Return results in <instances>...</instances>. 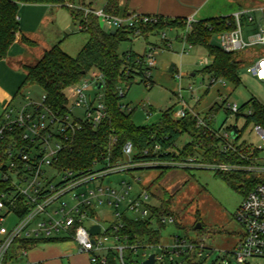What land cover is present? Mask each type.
I'll return each instance as SVG.
<instances>
[{
  "label": "built area",
  "instance_id": "2783aa9c",
  "mask_svg": "<svg viewBox=\"0 0 264 264\" xmlns=\"http://www.w3.org/2000/svg\"><path fill=\"white\" fill-rule=\"evenodd\" d=\"M69 8H74L69 4ZM85 15L94 14L99 22L109 30L135 29L139 32L141 27L155 26L161 22L157 15L129 14L123 16L111 15L90 7L80 6ZM264 13V9H259ZM246 16L251 23L254 17L251 12H239L233 17L235 28L232 31L217 35L219 46L226 53L243 52L253 46L264 47V29L259 27V32L250 41L243 37L240 17ZM184 40L191 33L193 18L186 19ZM166 39L165 34L162 35ZM185 45L187 43L183 42ZM191 48V46H189ZM156 47H149L143 55L144 80L151 79V70L155 68ZM209 59L200 61L203 66L209 65ZM258 81L264 83V56L247 69ZM211 79V78H210ZM221 83L224 80L211 79V85ZM104 85V77L98 71H92L77 85L67 90L68 112L60 116L47 104L43 95L40 102L25 97L26 104L21 108L8 107L0 118V183L6 185V191L0 195V264H9V261L17 260L16 255L9 258L11 248L17 244V251L23 257H27L29 250L23 246V242L34 240L49 241L62 240L72 241L76 244L78 252L87 254L90 264H110L113 257L114 262L125 263V255H134L142 249L157 248V253L147 255L146 261L154 255V264H199L200 259L208 256V249L205 240L202 238L187 239L178 235L173 237L169 245H151L141 242L131 243L130 233H127L128 222H146L149 227L158 230L160 226L175 224L172 215H155L154 209L157 205L149 204L154 195L150 194L148 187H142V192L137 196L124 211L120 210L129 197L132 186L124 181L121 182L120 190L112 187L91 188L90 185L96 181L115 173L124 172L130 174L139 183L140 179L135 178L133 173L138 170L151 169H188L205 168L222 173L244 170L252 173L256 178L264 179V168L253 165L255 159L247 158L249 164L241 168L239 164H227L223 162L207 163L204 157L198 154L182 156L183 147L175 144L168 150H163L161 145L156 144L153 149L144 150L142 155L152 157L150 160L135 161L136 150L132 143L128 142L122 149L123 160L115 164L101 165L94 163L93 168L86 173L76 170L56 168L61 152L68 147L72 134L82 126L87 125L97 129L108 118L107 107L104 95H99L96 100L90 101L86 92L89 85ZM192 90V88H190ZM126 92L118 89L119 98H123ZM227 103V102H226ZM182 111L175 113V120L185 119L189 111L186 105H182ZM83 108L82 118L73 114V109ZM230 114L236 115L240 107L236 104H227ZM251 111L247 112L250 115ZM196 119L197 127H207L210 119ZM231 130L225 131L220 136L224 150L223 153L233 149L230 143ZM254 130L261 137L264 147V129L254 125ZM164 154H170L169 159H164ZM251 155V154H250ZM200 158V159H199ZM96 165L103 166V169L95 171ZM57 175H62L61 180L55 183ZM257 174V175H256ZM85 187L82 192H76L79 188ZM73 192H75L74 195ZM70 195V202L62 200ZM102 206L114 210L112 224L107 227L95 219V214ZM10 216L15 217L16 223L10 228L2 225ZM237 221L243 227L242 239L237 243L233 255L241 264L246 263L250 258H264V183L257 184L243 198L242 204L236 214ZM156 223L154 226L153 224ZM99 226L97 235H92L90 229ZM64 234L65 238L59 235ZM161 234V232H160ZM145 255V253H144ZM142 261V262H144ZM141 262V263H142ZM23 264H33L26 262ZM40 264V263H35Z\"/></svg>",
  "mask_w": 264,
  "mask_h": 264
},
{
  "label": "rangeland",
  "instance_id": "374dc122",
  "mask_svg": "<svg viewBox=\"0 0 264 264\" xmlns=\"http://www.w3.org/2000/svg\"><path fill=\"white\" fill-rule=\"evenodd\" d=\"M103 1L105 0H71V3L75 9L80 6H89V4H92L94 8H101ZM230 2L228 3L227 0H212L208 4L206 14H202L203 20L215 19L221 15L224 17L234 16V12H238L239 8L233 3L230 4ZM65 5L69 8V2H66ZM59 7H61L59 10L60 19L57 20L54 28L57 33L59 30L65 32V35L64 33H58L60 37L53 44L56 45L58 41H61V49L68 55L76 57L86 44L88 36L79 29V22L71 18L69 9L61 5ZM209 13L210 16L217 14L215 16L218 17H208L207 14ZM252 16L256 18L253 23L249 22L246 16L240 17L245 40L257 34L259 27L264 29L262 13L256 10L252 13ZM54 31H51L50 34L55 37ZM163 33L166 35V39H163ZM163 33L150 36L147 42L141 37H132L131 42H124L119 47L120 55L130 49L139 55H144L147 44H151L150 47H156V66L151 70V81L144 83L143 77L136 76L130 86L128 81H121L117 85V89H122L123 92L127 93L122 103L123 106L129 105V110L133 111L132 120L134 124L137 127L158 125L167 113L175 120V113L182 111V105L185 104L187 111H189L186 117L192 115L193 117L198 116L200 119H210L212 125L210 131L218 139L220 136H224L225 131L228 133L233 126H236L241 131L240 138L237 141L230 139L231 145L234 148H239L240 145L245 144L250 154L256 155V161L253 162V165L264 168V147L263 149L258 148L263 146V141L254 130L255 124L249 122L247 124L248 111L240 116L229 114L227 111V104H236L242 108L251 99L264 106V83L247 72L250 66L264 56V47L253 46L234 56L240 63L239 76L241 84L238 87L228 82L225 85L221 83L211 85L209 75L204 73L205 66L200 64L201 60L209 58L207 51L201 47L190 48L189 45H185L181 40L185 34L184 31L165 30ZM212 39L219 46L217 35H213ZM34 44H31V41L27 43L30 47H34ZM209 61L211 60L209 59ZM171 67H173V71H170ZM104 94V88L95 90L93 85H89L86 92V96L90 101L96 100L99 95L103 96ZM42 96L43 91L40 87L27 85L22 89L20 95L14 97L13 105L10 107L21 108L26 104L25 97L40 102ZM224 101L227 103H224ZM216 104L219 107L218 110L210 114L211 108ZM73 114L82 118L84 109L75 108ZM189 142H191V137L184 134L178 140L177 146L182 148ZM200 145L202 144L200 143ZM200 145L196 147L199 151L201 150ZM217 149L224 150L222 141L218 142ZM197 154L201 156V153ZM241 154L244 160L250 157L244 153ZM247 162L251 161L247 160ZM207 163L211 162L207 161ZM239 165L244 168L247 164ZM101 169H103L101 165H96L94 168L95 171ZM166 171L165 173L161 169L135 171L133 176L140 179L139 183L130 174L115 173L103 180L96 181L90 187L102 185L103 187L120 190L122 181L129 183L132 186L131 193L120 206V210L124 211L142 192V187L145 188L150 185L149 192L154 196L150 198L149 204L157 205L159 208L161 201H169V211L176 221L175 224H167L161 230L162 240L160 245L171 244L173 237L176 235L187 239L204 238L208 256L205 255L200 259L199 264H241L233 255L236 245L242 239L244 233L243 227L237 221L236 214L245 197L244 190L249 180L255 175L244 170H241L242 172L222 173L205 168L167 169ZM55 174L57 175V173ZM57 176L55 183H58L62 177V175ZM224 177H227L226 180ZM156 179H159V181L154 184ZM85 189V187H81L76 192H82ZM74 194L75 192L72 195ZM69 196L65 197L62 202H70ZM94 217L105 227L115 221L114 210L105 206L100 207ZM16 220L15 217L10 216L2 225L10 228L16 223ZM199 223L202 225L200 231L195 229ZM153 225L155 226L156 223ZM59 237L65 238L66 236L60 234ZM49 243H37L27 257L21 256L17 251L18 245L15 244L10 250L9 258L16 255L20 257L8 263L23 264L28 261L35 264L40 259L48 260L47 258L51 257L49 255L53 250L52 247H54ZM59 249L62 248L59 247ZM59 249H55V251H59ZM68 250H70L69 247L61 251ZM157 252L158 249L154 247L142 249L134 255L126 253L125 263L141 264L147 258V255ZM74 254L79 255L77 250H74ZM66 255L61 258L62 264H82L85 261L84 259L88 258L87 255H83V261L76 258L71 262V258L66 257ZM113 264L119 263L115 261ZM244 264H264V258H250Z\"/></svg>",
  "mask_w": 264,
  "mask_h": 264
},
{
  "label": "trees",
  "instance_id": "16d2710c",
  "mask_svg": "<svg viewBox=\"0 0 264 264\" xmlns=\"http://www.w3.org/2000/svg\"><path fill=\"white\" fill-rule=\"evenodd\" d=\"M66 2L72 4L71 0H0V61L6 59L10 47L20 32L19 10L22 6L61 5L68 8L65 5ZM119 4L120 0H105L103 10L107 14L125 16L127 12L121 9ZM88 7L91 8L90 5ZM68 9L73 20L79 22L81 31L88 36L86 44L76 57L65 53L60 44L44 51L35 65H24L26 77L22 88L27 85L40 87L46 104L60 116H65L68 112L67 90L80 83L90 72L98 71L104 77V101L108 118L97 129L84 125L76 130L72 134L68 147L59 156L56 163L57 169H70L86 173L93 168L95 162L101 165H107L108 162L115 164L123 160L122 149L128 142L132 143L136 150L134 160L147 161L152 157L143 156L144 150H151L156 144L161 145L163 150H168L177 144L184 134L191 137V142L183 147L182 156L184 157L201 153L206 161L227 164H249L246 159L245 161L242 158L241 153L250 156V159L256 158L255 154L250 155L245 144L236 148V151L231 149L226 153L217 149V144L221 140L210 131L212 129L211 121L207 122V127H197L196 119L192 115L181 121H175L167 113L158 125L137 127L132 120L133 111L129 110V105L123 106L122 103L127 93L123 98H119L117 89V85L121 81H128L130 86L136 76L144 78L143 55H139L131 49L122 55L119 53L120 45L124 42H131L132 37L138 33L137 30H117L115 34H111L112 31L102 30L100 22L94 14L85 15L84 11L80 9ZM185 28L184 20L161 17V22L158 25L141 27L139 32L141 36L147 38L150 34H157L167 29L185 31ZM234 28L235 19L233 16L196 21L191 33L181 40L191 47H201L207 51L208 59L211 61L208 66H205L204 73L208 74L211 79L224 80L238 87L241 84L240 63L234 56L241 52L226 53L212 39L213 35L229 32ZM24 41L29 42L26 39ZM31 44L33 43L31 42ZM143 82L147 83L145 80ZM217 106L216 104L211 108L210 114L218 110ZM245 111H251V114L246 116L247 124L248 122L254 123L264 129V106L262 104L251 99L240 108V112L236 116L243 115ZM238 132L237 138L233 141L240 138L241 131L238 130ZM197 145L201 146L200 151L196 149ZM170 156V154H164L162 158L169 159ZM226 178L224 177L225 180ZM159 179H156L154 184ZM260 183H264V179L252 176L244 190L245 195ZM6 189V185L0 183V195ZM161 202V206L154 209L155 215H172L168 207L170 202L167 200ZM164 227L160 226L159 231H156L146 222H128L125 231L131 234L129 238L131 243L141 242L157 245L162 240L160 232ZM52 241L56 240L45 242ZM39 242L43 241L23 242V246L30 251ZM113 263L112 257L110 264Z\"/></svg>",
  "mask_w": 264,
  "mask_h": 264
},
{
  "label": "crops",
  "instance_id": "0c3cea01",
  "mask_svg": "<svg viewBox=\"0 0 264 264\" xmlns=\"http://www.w3.org/2000/svg\"><path fill=\"white\" fill-rule=\"evenodd\" d=\"M211 1L212 0H120L119 5L121 9L127 12L126 15L138 13L144 15H157L162 18L172 20L180 19L185 21L186 19L193 18L195 21H203L204 18H202V14H206L208 4ZM229 1H231L230 4L233 3L239 8L238 12L253 13L256 10L259 11V9H264L263 0H227L228 3ZM89 5L94 10L102 9L105 5V1H103L101 8H94L92 4ZM85 7H88V5H85ZM60 8L61 7L54 5H24L20 8V32L17 35L14 44L10 47L6 59L0 61V118L2 117L4 111L8 107L13 105L14 97L22 93V85L26 77V72L23 69L22 65H35L37 61L42 57L44 51L49 50L53 46H55V44L53 43H55L60 37L58 33H64L65 35V32H61L59 30L57 33L54 28L57 20L60 19ZM238 12L234 13L236 14ZM210 13L207 14L209 15L208 17H218L215 16L217 14H213L214 16H210ZM262 16L264 17V13H262ZM220 17L224 16L221 15L218 18ZM254 21H256V18H254ZM100 25L102 30L105 32L114 31H108L101 22ZM79 29L81 30L80 26ZM167 30L174 31V29ZM51 31L55 32V37L50 34ZM164 31L160 33H163ZM154 35L156 34L153 33L148 35L147 38H144L143 36H141L140 32H138L134 37H141L147 42L148 38ZM251 37L252 36H250L246 41H250ZM24 39L35 43L34 47H30L29 45H27ZM58 44H61V41H58ZM150 46L152 45L147 44L144 53ZM44 242L45 241H43L42 243ZM49 244L54 245V247H52L53 250L49 255L51 257L47 258L48 260H37L36 263L62 264L61 258H64L65 256L63 255L65 254H67L66 257L71 258V262L76 258H79L81 260L83 258V255H87L79 253L76 244L72 241L56 240L50 242ZM59 247H61L62 249H59ZM68 247L70 248V250L61 251ZM55 249H59V251H55ZM74 250H77L79 255L76 256L74 254ZM30 252L31 250L29 251V253ZM84 260L85 261L82 264H90L89 257L85 258Z\"/></svg>",
  "mask_w": 264,
  "mask_h": 264
},
{
  "label": "water",
  "instance_id": "95a60500",
  "mask_svg": "<svg viewBox=\"0 0 264 264\" xmlns=\"http://www.w3.org/2000/svg\"><path fill=\"white\" fill-rule=\"evenodd\" d=\"M111 34H115V31H112ZM170 71H173V67L170 68ZM96 88L98 90L102 89V84L96 85ZM239 132L236 126L232 127L231 130V137L233 139L237 138ZM196 230H202V225L199 223L197 224V226L195 227ZM100 231V227L99 226H94L90 229V233L92 235H97ZM155 263V258L154 255H151L146 261L142 262L141 264H154Z\"/></svg>",
  "mask_w": 264,
  "mask_h": 264
}]
</instances>
